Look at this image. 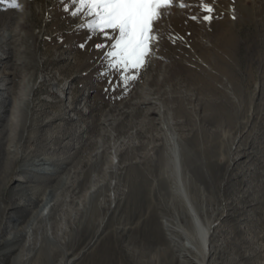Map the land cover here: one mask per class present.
Returning a JSON list of instances; mask_svg holds the SVG:
<instances>
[{
    "label": "rangeland",
    "instance_id": "obj_1",
    "mask_svg": "<svg viewBox=\"0 0 264 264\" xmlns=\"http://www.w3.org/2000/svg\"><path fill=\"white\" fill-rule=\"evenodd\" d=\"M17 1L21 6L17 9L0 3V14L20 9L28 16L33 7L35 21L29 37L32 53L39 46L36 53L41 60L62 51L67 56L62 62H49L46 69L30 70H36L33 85L39 87L30 96L40 119L50 109L67 111L68 98L76 99V110L59 121L65 135L62 143L69 141L72 133L76 137L73 143L81 147V158L65 179L72 176L69 180L78 182L75 199L79 203L87 194H95L92 211L80 216L81 223L75 225L80 231L66 235L70 239L66 252L44 264L75 256L72 264H141L140 260L153 257L158 258L156 264H183L176 258L181 249L171 247L164 256L159 253L168 245L162 225L175 209L162 175L166 139L172 132L188 149L196 143L204 146L207 153H198V160L207 161V165L210 162L209 178L204 167L202 180L192 181L202 186L203 192L198 187L190 189L201 215L212 220L211 251L206 263L264 264V0H184L190 5L186 8L179 7L180 0H175L168 10L171 15L166 13L158 25L161 38L146 67L126 89L115 90L108 82L113 76L100 74L101 52L93 45L101 40L86 42L87 30H77L83 17L69 15L64 0ZM202 3L211 5L214 11L205 12ZM193 15L198 19L192 20ZM204 15L213 19L205 21ZM19 31L25 33L27 29ZM82 43L84 48L79 47ZM59 74L65 83L73 80L74 88L51 92L57 88L54 75ZM4 76L5 83L9 76ZM43 77L47 78L44 82ZM62 143L57 148L48 145L43 156L57 154L63 158L61 164L66 163V157L78 151L74 153ZM17 163L7 173L9 185L21 183L18 177L22 163ZM34 169L32 172H36ZM61 187L58 195L68 194L64 207L75 209L79 203L68 200L74 190ZM45 195V205L56 197ZM105 198L110 204L106 215L96 205ZM174 204L182 220L188 222L180 199ZM103 216L106 224L101 230L94 224ZM62 217L63 213L57 211L55 218ZM106 241L107 259L97 252ZM191 263L198 264L194 260Z\"/></svg>",
    "mask_w": 264,
    "mask_h": 264
},
{
    "label": "bare ground",
    "instance_id": "obj_2",
    "mask_svg": "<svg viewBox=\"0 0 264 264\" xmlns=\"http://www.w3.org/2000/svg\"><path fill=\"white\" fill-rule=\"evenodd\" d=\"M30 10L32 15L28 16L20 9L0 14V264H31L34 261L37 264H44L50 259L58 257V254L66 252L64 248L66 244L70 243V239L66 235L70 236L74 232L80 231L79 227L75 228L77 223H81L79 217L92 211L94 204V193L87 194L79 203L78 198L75 199L77 196L75 188L78 182H71L69 179L72 176L65 179L67 172L70 173L77 160L81 158V151L79 152L81 147L76 142L73 143L76 137L72 133L68 136L71 139L69 140L67 137L69 141L62 143L65 135L59 127V121L67 117L70 111L76 110L74 108L76 99L68 98L70 100L67 111L50 109L45 111L42 119L35 113L36 103L30 93L33 91L36 94L39 87L33 85L36 80V70H30L41 67L44 69L49 62H62L67 56L62 51L54 58L41 60L36 53L39 46H36L34 48L36 51L32 53L29 37L33 34L32 21L33 19L35 21V11L31 6ZM23 29H27L29 32L21 33L19 30ZM77 62L75 61L76 64ZM3 75L9 76L5 83L2 82ZM54 79L57 88L51 92L55 94L57 91L67 92L74 88L71 86L73 80L65 83L61 75H54ZM46 80L47 78L43 77L42 82ZM14 98L16 100L12 102ZM59 100L61 101V99ZM49 106L54 108L55 105L50 104ZM5 110L4 115L3 111ZM172 127L171 125V131ZM68 129L71 130V126H68ZM81 132L84 134V130ZM53 134H55L54 137H52ZM59 143H62L64 148H71L74 153L78 151L75 154L70 153L72 156L68 154L70 156L66 157L68 159H66V163H63L64 166L61 164L63 158L57 157V152L54 153L56 156L52 154L43 156L44 149L48 145L53 144L56 147ZM203 150L204 146H200L198 143L193 145L192 150L188 149L183 143V139L175 132H172L166 139L162 175L168 183L171 194L170 203L175 209H173V215L162 225L163 237L168 240V245L166 244L164 248L160 249L159 253L164 256L167 255L166 253L171 247L181 249L182 251L180 250V254L176 258L183 264L191 263L193 260L198 264H211L206 261L210 257L211 251L212 220L201 215L202 210L200 211V207H197L190 194V189H195V187L203 192V187L192 181L193 178L197 180L205 175L204 167H206V174L209 178L207 169L210 162L207 165V161L198 160V153ZM204 151L207 153L206 150ZM19 161L22 163L18 177L21 183L9 185L6 183L7 173L11 166L13 167V164L19 163ZM52 167L56 168H54L55 172H52ZM33 168L36 169V172H32ZM195 171L199 173V176ZM27 172L28 176L25 175ZM39 172L43 175H39ZM72 172L75 171L72 170ZM52 173L54 176H48ZM61 186H70V189L74 190V195L72 194L73 196L68 200L72 199L76 204L79 203L75 209L64 207L68 194L64 192L62 195H58V191L62 189ZM45 193L56 195L52 199V203L49 202L45 205L47 201ZM202 196L205 201L204 195ZM114 199L115 202L116 197ZM176 199H180V204L184 207L189 218L186 223L182 220L179 208L174 204ZM96 205L100 212H105V215L110 210L107 198ZM48 207L49 212L46 211ZM57 211L63 213L60 220L55 218ZM105 218L106 216L97 219L95 227L103 228L106 224ZM5 226L8 227L6 233L4 232ZM95 227L94 229H96ZM16 241L20 242L15 243ZM107 242L103 244L101 250L97 251L101 258L107 259L109 256ZM77 257L68 261L64 257L60 258L57 260V264H72ZM156 260L158 258L153 257L150 261L142 259L140 262L141 264H156Z\"/></svg>",
    "mask_w": 264,
    "mask_h": 264
},
{
    "label": "snow or ice",
    "instance_id": "obj_3",
    "mask_svg": "<svg viewBox=\"0 0 264 264\" xmlns=\"http://www.w3.org/2000/svg\"><path fill=\"white\" fill-rule=\"evenodd\" d=\"M175 0H64L65 11L74 18L83 17L77 30H87L86 42L99 38L100 43L93 47L101 52L103 66L101 75L113 76L108 82L117 87L127 88L135 81L147 65L149 57L156 51L160 34L158 25L165 14L174 5ZM0 3L13 8H20L17 0H0ZM190 5L180 0L179 7ZM207 13L214 8L207 4L200 5ZM203 20L213 19L204 15ZM192 20L198 17L193 15ZM79 47L84 48L82 43ZM106 62V63H105ZM115 74V75H113Z\"/></svg>",
    "mask_w": 264,
    "mask_h": 264
}]
</instances>
